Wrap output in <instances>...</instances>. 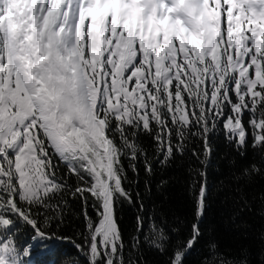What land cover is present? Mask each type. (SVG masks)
Masks as SVG:
<instances>
[{"label": "snow or ice", "instance_id": "snow-or-ice-1", "mask_svg": "<svg viewBox=\"0 0 264 264\" xmlns=\"http://www.w3.org/2000/svg\"><path fill=\"white\" fill-rule=\"evenodd\" d=\"M217 128L241 156L264 150V0H0V264H31L50 240L73 245L72 264H141L127 253L142 244L186 264L203 235ZM187 153L199 166L184 234L145 216L127 182L141 157L152 177ZM258 176L264 158L233 173L240 211L264 205V188L244 191ZM123 203L138 205L127 244ZM69 216L83 226L61 235ZM21 224L31 242H18ZM207 250L202 264H250L247 249L228 256L211 239Z\"/></svg>", "mask_w": 264, "mask_h": 264}, {"label": "trees", "instance_id": "trees-1", "mask_svg": "<svg viewBox=\"0 0 264 264\" xmlns=\"http://www.w3.org/2000/svg\"><path fill=\"white\" fill-rule=\"evenodd\" d=\"M145 150L151 154L153 142L147 136L140 137ZM213 153L207 166V183L209 196L207 199L206 213L201 222L202 238L195 248L186 257V264H202L208 255L207 242L214 239L218 242L219 250L228 256L239 254L241 249H247L250 253V264H261L264 261V205L256 200L250 205V210L240 211V205L235 203L234 197L237 193L232 189L237 187L233 180V173L239 172L240 168L250 162L259 163L264 158V150L247 148L241 156L235 147L229 145L224 139L221 128H217L216 134L212 136ZM138 163L139 176H135L128 170L130 181L127 182L130 191H139L145 205V216L155 213L157 217L163 215L169 224L174 221L184 226V234L194 220V201L192 193L193 178L190 167L199 166L190 153L183 157L177 156L167 166L155 165V174L148 177L144 171V165ZM233 161L235 164L233 165ZM128 167V161H124ZM63 167V166H62ZM167 180V184L158 187L160 180ZM146 180L150 181L151 191L146 189ZM138 181V183H137ZM74 182V181H73ZM243 183V181H241ZM264 188V178L256 177L254 183L244 187L246 193L252 194ZM251 200V195H249ZM72 208L79 212L81 205L79 201H70ZM89 211L92 212L90 208ZM138 205L123 203L118 210L119 224L123 231L126 244L135 235L136 216ZM236 217L235 223L233 217ZM237 225H244L237 227ZM82 219L68 218L66 225H62L57 231L61 235L72 236L74 230L82 228ZM34 235L33 230L21 224L19 228L18 242L25 238L31 242ZM142 238V237H141ZM46 247L36 248L26 260L31 264H72L77 257V251L71 243L61 240H50ZM127 255L139 256L141 264H166V256L150 249L142 244L139 253L128 252Z\"/></svg>", "mask_w": 264, "mask_h": 264}]
</instances>
